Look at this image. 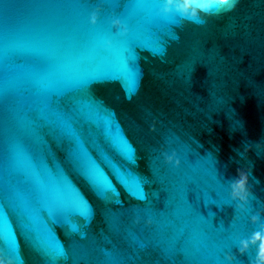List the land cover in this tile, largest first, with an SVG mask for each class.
<instances>
[{"label": "water", "instance_id": "water-1", "mask_svg": "<svg viewBox=\"0 0 264 264\" xmlns=\"http://www.w3.org/2000/svg\"><path fill=\"white\" fill-rule=\"evenodd\" d=\"M164 5L0 0L5 261L255 264L241 245L264 229V0L201 22ZM29 162L40 180L66 178L87 216L40 194ZM241 174L246 204L232 194Z\"/></svg>", "mask_w": 264, "mask_h": 264}, {"label": "clouds", "instance_id": "clouds-1", "mask_svg": "<svg viewBox=\"0 0 264 264\" xmlns=\"http://www.w3.org/2000/svg\"><path fill=\"white\" fill-rule=\"evenodd\" d=\"M238 0H165L163 12L166 15L177 14L180 17L193 21L201 22L202 16L213 15L222 11H231L235 8ZM90 22L96 25L99 22V14L94 13ZM111 26L115 29L118 35L127 36L128 29L119 19H113ZM106 50L113 51L116 55L121 57L123 52L121 50H115L111 41L107 40L104 42ZM168 162L172 163V158H168ZM30 163L31 175L35 177L37 184V191L40 194H46L50 196L54 201H58L61 204H70L73 206L79 215L87 216V210L84 209V202L79 196L78 190L62 175L53 173L51 169L49 171L53 174L54 180L52 183L40 180L37 178V174L40 171L35 164ZM178 163V162H177ZM44 166H47L46 164ZM88 173L94 182L101 187L102 190H107L110 185L107 183L106 178L101 172L95 168H88ZM247 177L241 174L238 179L232 185L233 198L239 200L241 203H247ZM25 207L31 211V199L30 197L25 198ZM31 219L35 220L36 217L32 215ZM258 217L253 218V223H258ZM9 227V221L6 214L0 213V236H3L4 231ZM75 230V224H73ZM250 247H257V258L255 264H264V229L256 231L250 240L242 242L241 250L242 253L246 252ZM231 260V257H229ZM0 264H12L11 261H5L0 257Z\"/></svg>", "mask_w": 264, "mask_h": 264}, {"label": "snow or ice", "instance_id": "snow-or-ice-1", "mask_svg": "<svg viewBox=\"0 0 264 264\" xmlns=\"http://www.w3.org/2000/svg\"><path fill=\"white\" fill-rule=\"evenodd\" d=\"M86 156V152L83 151V149L81 150V158L83 159ZM89 168H94V166L89 165Z\"/></svg>", "mask_w": 264, "mask_h": 264}]
</instances>
